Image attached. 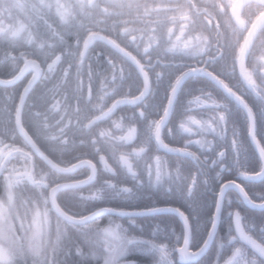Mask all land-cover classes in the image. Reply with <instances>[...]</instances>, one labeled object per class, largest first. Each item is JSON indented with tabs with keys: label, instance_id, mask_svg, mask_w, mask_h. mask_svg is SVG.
Returning a JSON list of instances; mask_svg holds the SVG:
<instances>
[{
	"label": "clouds",
	"instance_id": "obj_1",
	"mask_svg": "<svg viewBox=\"0 0 264 264\" xmlns=\"http://www.w3.org/2000/svg\"><path fill=\"white\" fill-rule=\"evenodd\" d=\"M28 7V29L41 21L51 27L49 21H53L65 31L78 28L86 33L92 31L86 20L97 12L107 15L114 11L110 0L103 5L100 0H32ZM232 7V0H222L221 12L234 36L227 57L217 47L219 41L204 31H188L180 39H172L170 30L149 33L143 61L106 41L131 60L141 86L135 95L129 91L118 95L122 83H116L115 72L111 80L108 75L102 77L97 91L100 103H93L92 113L76 125L90 136L91 153L54 157L23 127L29 91L39 78L48 79L59 69L63 54L53 55L46 66L30 52L12 56L13 70L7 79H0V86L14 87L25 78L27 82L14 111L7 104L0 108L5 115V135L19 133L23 141L18 145L0 138V264H69L73 254L82 264H141L129 258L135 255L147 257V264H264V224L257 234L236 208L228 212L231 222L226 232L220 235L218 230L223 199L230 189L238 191V204L264 209V193L255 194L260 198L257 204L242 185L224 180L225 173H234L244 180L264 182V0H244L243 24L232 15ZM187 18L188 12L181 6L171 20L187 22ZM0 32L13 45L34 46L37 51L44 48L31 34L24 38L14 29ZM92 39L85 36V52ZM85 52L70 53L75 60L77 89L82 87L79 80ZM176 56L205 65L218 62L220 68L213 71L184 64L169 79L163 69ZM30 68L34 71L29 76ZM71 69L69 64L62 70V80ZM125 78L121 69L119 80ZM189 78L207 83L186 88ZM162 80H167V99L153 115L148 109ZM181 93L183 107L173 123ZM11 95L5 93L4 99L10 101ZM121 106L134 111L117 115ZM50 107L55 110L58 105ZM166 128L169 138L180 137L183 144L170 145ZM39 134L58 142L61 153L67 150L64 127L56 134L45 123ZM251 153H255V169L249 168ZM187 160L193 167L186 166ZM214 182L219 189L208 217L211 226L194 244V227L195 231L202 227L195 205L213 191ZM144 191L175 198L186 210L179 206L162 209L174 213L177 222L141 224L132 218L137 214L107 203H134ZM65 194L75 202L73 206L65 203ZM146 228L148 235L144 236Z\"/></svg>",
	"mask_w": 264,
	"mask_h": 264
},
{
	"label": "flooded vegetation",
	"instance_id": "obj_2",
	"mask_svg": "<svg viewBox=\"0 0 264 264\" xmlns=\"http://www.w3.org/2000/svg\"><path fill=\"white\" fill-rule=\"evenodd\" d=\"M32 0H0V29L16 30L20 35L27 38L31 34L33 39L39 40L44 45L42 51H37L33 47H26L22 44L13 45L8 39L4 38L0 32V79H7L13 70L12 56H18L21 51L30 52L41 65L46 66L53 55L56 53L63 54V63L59 65L58 70H54L53 74L48 79L39 78L35 86L29 91L25 104L23 106V127L31 137L36 140L37 144L56 157L63 155L68 158L76 153L92 152V146L88 141L90 136L83 133L82 130L76 127L78 122L85 120L92 113V104L100 103L97 100L98 86L101 83L103 76L108 75L111 80V74L115 72L117 77L116 83H122V87L118 95L125 91H129L135 95L138 87L141 86V81L137 75V71L131 60L127 59L122 52L118 51L113 43L119 48L131 53L141 61L144 60L142 49L146 42L149 33L155 34L157 31L163 32L170 30L172 39L183 38L188 31L199 32L204 31L211 33L216 41H219L217 47L221 48L227 57L230 50L231 41L234 38L230 28L227 26L225 17L222 15L220 5L222 0H110L111 7L114 11L111 14L97 12L90 20H86L85 24L90 28L91 32H85L84 29L70 28L67 31L59 28L53 21H49L51 27H48L43 21L31 29L26 27L28 17L31 11L28 5ZM103 5L105 0H100ZM244 0H232L233 7L232 15L244 23L242 13L246 12L243 8ZM183 6L188 12L187 22L177 20L173 22L171 17L176 14V10ZM148 9V12H145ZM128 27L130 31L123 33L122 29ZM147 30V32L145 31ZM92 37V42L85 52L84 42L85 36ZM104 37L105 39H100ZM111 40L113 43L106 42ZM243 47V45H241ZM72 52H85L83 67L80 74L79 83L82 85L80 89L76 88L77 80L75 78V60L70 54ZM51 53V55H49ZM152 60H157V54L152 53ZM111 61V63H109ZM72 64L71 73L64 78L62 70ZM188 64L194 67H208L213 71H218L220 64L205 65L202 61L197 62L191 58L176 56L169 58L168 66L163 70L168 73L170 79L176 73L182 71V65ZM121 69L124 70L125 79L121 82L119 75ZM33 69H29V76L33 73ZM91 73V78L89 76ZM27 82V78L22 79L14 87L10 86L7 89L0 86V108L5 104L13 111L17 103H19L20 92ZM235 83L234 81H232ZM207 82L203 79L189 78L185 87L195 88L199 85H204ZM111 86L109 85L108 88ZM153 87H156L153 80ZM5 93L12 94L11 100L4 99ZM91 94V100L89 99ZM168 95L167 80H162L156 90V95L151 101L149 113L155 114L166 102ZM109 96H111L109 92ZM183 93L175 104V113L173 115V123L176 117L180 114L183 107ZM57 104L55 110L51 109L52 104ZM108 103H111L109 98ZM97 114L99 109L96 110ZM134 111L129 106H121L116 110V114ZM40 115L37 116L36 114ZM5 115L0 112V124L5 125ZM57 121H60L57 124ZM108 121L105 120L104 123ZM47 123L51 132L59 134V130L64 127L65 135L68 138L67 150L61 153L58 149V142H50L44 139V136L39 134V130L43 124ZM66 126V127H65ZM11 133V132H9ZM8 133L6 141L9 143L22 144V138L19 133L15 139L14 135ZM10 135V136H9ZM165 139L170 145L180 146L183 144V139L180 137L169 138L167 128L165 129ZM85 143H81V141ZM93 158L94 154H93ZM243 159V156L240 157ZM186 166L193 167L190 160L186 161ZM249 168H256L255 153H251ZM224 180H235L237 184L242 185L244 189L253 196L257 204L260 203V198L256 193H264V182L259 180H244L238 178L235 174L225 173ZM219 189V184L214 182L213 191L205 194L200 201L195 205V214L200 217L202 227L200 231H195L194 227V244L199 243L203 234L210 228L208 217L211 216L217 196L215 192ZM69 199L68 194H65ZM238 191L230 189L226 192L223 199L221 220L218 226L219 234L223 235L231 218L228 217V212L232 209L239 208L246 216V223L254 226V231L259 234L260 227L264 224V209L252 207L246 204H238ZM231 200V203H229ZM72 201V206L74 205ZM110 205L122 209L126 212H139L145 210L163 209L171 206H179L184 209V205L175 198L162 197L159 193H149L144 191L140 198L134 203L122 204L119 201H108ZM186 210V209H184ZM151 218L152 221H161L163 223L177 222L178 218L174 213L163 212L153 213L150 215L133 216L137 218Z\"/></svg>",
	"mask_w": 264,
	"mask_h": 264
},
{
	"label": "trees",
	"instance_id": "obj_3",
	"mask_svg": "<svg viewBox=\"0 0 264 264\" xmlns=\"http://www.w3.org/2000/svg\"><path fill=\"white\" fill-rule=\"evenodd\" d=\"M4 123H5V121H4ZM10 135H14V137H15V139L18 137V135H17V133H13V132H11V133H9ZM9 135V136H10ZM0 138H2V139H4V140H6V138H7V136L5 135V133H4V125H1L0 124ZM72 199L70 198H68V197H66L65 196V203H67L69 206H72L71 204H72ZM71 203V204H70ZM138 223H141V224H148V223H150L151 222V218L149 217V218H145V219H143V218H137V219H135ZM126 222V221H125ZM133 231H136L135 229H133ZM139 234V233H138ZM143 235L144 236H147L148 235V229L146 228L145 229V231H144V233H143ZM130 259H136V260H138V261H140L141 262V264H147V257H145V256H143V255H135V256H132V257H129ZM69 264H82V262H80L79 260H78V258L73 254V256H72V258H71V260L69 261Z\"/></svg>",
	"mask_w": 264,
	"mask_h": 264
},
{
	"label": "water",
	"instance_id": "obj_4",
	"mask_svg": "<svg viewBox=\"0 0 264 264\" xmlns=\"http://www.w3.org/2000/svg\"><path fill=\"white\" fill-rule=\"evenodd\" d=\"M165 209V208H163ZM126 212V211H125ZM163 212H168V211H163L162 209H154V210H145V211H139V212H128V213H134V214H137V215H133V216H142V215H139L140 213H143V215H150V214H153V213H163ZM171 213V212H170Z\"/></svg>",
	"mask_w": 264,
	"mask_h": 264
}]
</instances>
